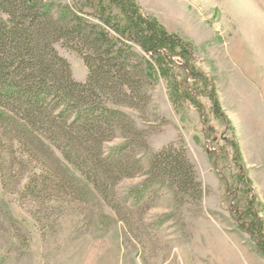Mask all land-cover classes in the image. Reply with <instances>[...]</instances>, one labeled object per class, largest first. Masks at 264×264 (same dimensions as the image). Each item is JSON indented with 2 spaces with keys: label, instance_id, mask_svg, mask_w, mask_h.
Returning a JSON list of instances; mask_svg holds the SVG:
<instances>
[{
  "label": "rangeland",
  "instance_id": "rangeland-1",
  "mask_svg": "<svg viewBox=\"0 0 264 264\" xmlns=\"http://www.w3.org/2000/svg\"><path fill=\"white\" fill-rule=\"evenodd\" d=\"M136 2L192 44V58L213 81L229 121L227 127L215 115L205 94L198 105L180 95L175 81L190 85L177 58L178 68L148 90L145 109L124 110L146 132L142 166L162 147L182 146L200 197L176 199L162 184L141 191V174L118 182L105 201L53 148L50 167L40 169L14 142L7 153L0 147V264H264L258 246L259 238L264 242V0ZM54 47L83 82L87 69L77 53ZM120 141L117 135L105 151ZM66 179L71 185L64 188ZM29 180L39 181L32 195ZM248 207L262 224L254 236L243 217Z\"/></svg>",
  "mask_w": 264,
  "mask_h": 264
},
{
  "label": "trees",
  "instance_id": "trees-1",
  "mask_svg": "<svg viewBox=\"0 0 264 264\" xmlns=\"http://www.w3.org/2000/svg\"><path fill=\"white\" fill-rule=\"evenodd\" d=\"M56 43L80 57L87 69L83 82L73 79ZM193 53L188 40L167 31L136 0H0V147L7 153L17 143L40 169L50 167L46 156L53 148L105 201L118 182L141 174V191L162 184L176 199L200 197L182 146L170 143L153 154L146 169L142 166L138 155L146 148V132L124 112L146 108L148 90L178 68L177 58L190 85L175 81L180 95L198 105L205 94L215 115L230 127L213 81L196 66ZM117 135L120 143L105 151ZM231 146L236 154L234 139ZM38 182L28 181L29 195L38 191ZM70 185L69 179L62 184ZM247 209L243 217L254 236L262 224ZM258 246L264 252L261 238Z\"/></svg>",
  "mask_w": 264,
  "mask_h": 264
}]
</instances>
